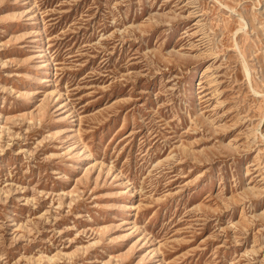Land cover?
Here are the masks:
<instances>
[{"label": "rangeland", "instance_id": "1", "mask_svg": "<svg viewBox=\"0 0 264 264\" xmlns=\"http://www.w3.org/2000/svg\"><path fill=\"white\" fill-rule=\"evenodd\" d=\"M0 264H264V0H0Z\"/></svg>", "mask_w": 264, "mask_h": 264}]
</instances>
